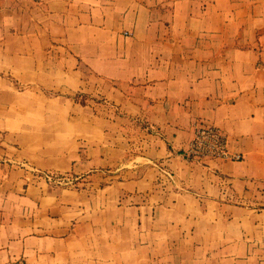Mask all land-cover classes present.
<instances>
[{"label": "crops", "instance_id": "0c3cea01", "mask_svg": "<svg viewBox=\"0 0 264 264\" xmlns=\"http://www.w3.org/2000/svg\"><path fill=\"white\" fill-rule=\"evenodd\" d=\"M0 264H264V0H0Z\"/></svg>", "mask_w": 264, "mask_h": 264}, {"label": "built area", "instance_id": "2783aa9c", "mask_svg": "<svg viewBox=\"0 0 264 264\" xmlns=\"http://www.w3.org/2000/svg\"><path fill=\"white\" fill-rule=\"evenodd\" d=\"M192 128V136L181 152L182 157L199 164L212 159L230 161L242 159L241 154L228 149L227 135L221 128L202 122H194ZM40 177L44 181L57 184L63 180L54 172H40Z\"/></svg>", "mask_w": 264, "mask_h": 264}, {"label": "rangeland", "instance_id": "374dc122", "mask_svg": "<svg viewBox=\"0 0 264 264\" xmlns=\"http://www.w3.org/2000/svg\"><path fill=\"white\" fill-rule=\"evenodd\" d=\"M72 97H73L75 102L84 103V100H85V96L84 95L76 94V95H72ZM10 164L13 165V166L23 167L26 170L34 171L36 179L41 180V181H44V179L40 177V172H54V173L60 175L63 178V180H64V181L63 180L61 181L62 183L57 184V183L44 181V182H46L49 185L54 186V187L61 186V187H64V188H68V187L80 188V187H83V184L86 182V180H84V179L81 180L80 179L81 176L75 175V174H73L71 172H60V171H40L39 172V170L30 169V167L28 166L27 163H18V162H15V161H10Z\"/></svg>", "mask_w": 264, "mask_h": 264}]
</instances>
